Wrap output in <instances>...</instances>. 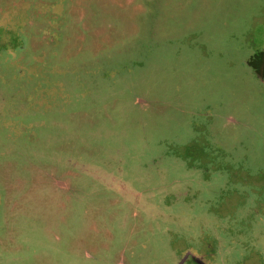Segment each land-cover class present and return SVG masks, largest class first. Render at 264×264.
<instances>
[{
  "label": "rangeland",
  "instance_id": "1",
  "mask_svg": "<svg viewBox=\"0 0 264 264\" xmlns=\"http://www.w3.org/2000/svg\"><path fill=\"white\" fill-rule=\"evenodd\" d=\"M0 264H264V0H0Z\"/></svg>",
  "mask_w": 264,
  "mask_h": 264
},
{
  "label": "flooded vegetation",
  "instance_id": "2",
  "mask_svg": "<svg viewBox=\"0 0 264 264\" xmlns=\"http://www.w3.org/2000/svg\"><path fill=\"white\" fill-rule=\"evenodd\" d=\"M119 173H117V175H118ZM115 175L116 174H114L113 176H112V178L114 179V181L116 182V183H121V181H120V179H117V175H116V177H115ZM116 183H113L112 185H108L110 188H112V187H115L116 186ZM123 184H125V183H123ZM126 185V184H125ZM120 190L121 189H119V192H120Z\"/></svg>",
  "mask_w": 264,
  "mask_h": 264
}]
</instances>
